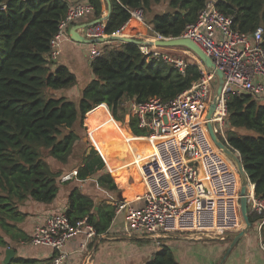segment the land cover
Returning a JSON list of instances; mask_svg holds the SVG:
<instances>
[{
	"label": "trees",
	"instance_id": "1",
	"mask_svg": "<svg viewBox=\"0 0 264 264\" xmlns=\"http://www.w3.org/2000/svg\"><path fill=\"white\" fill-rule=\"evenodd\" d=\"M77 1L94 7L93 19L103 15L105 0H0V226L8 233L9 220H21L26 215L20 205L27 200L51 204L58 199L60 184L71 181H62L66 172L54 169L51 160L63 165L71 159L78 162L75 178L96 176L100 186L118 196L119 186L126 190L125 195L132 192L139 182L128 183L129 168H112L116 182L106 165L110 167V150L101 153L92 145L86 128L90 133L91 123V134L97 131L94 138L111 130L120 133L130 160L136 154L130 149L135 137L102 110L110 109L114 121L121 124L127 115L126 99L145 101L158 96L169 100L200 77L199 65L190 55L185 73H181L173 64L143 53L137 43L113 40L100 44V57L90 60L88 54L91 76L79 95L70 94L79 84L77 73L49 54L61 20ZM207 1L111 0L105 32L109 35L121 29L131 18L128 9L143 8L154 31L180 37L197 20ZM216 6L233 15L234 27L242 32L253 34L262 27L264 47V0H216ZM228 94L226 139L240 153L256 195L264 198V101L246 91L230 89ZM130 127L137 136H148L134 116ZM100 142L104 144V140ZM57 213H66L72 222L87 216L101 234L109 229L116 208L106 199L97 204L76 186L69 192L66 210L52 214ZM262 217L257 212L250 214L252 224L260 223ZM262 235L264 238V225ZM19 237L30 238L11 235L13 240ZM0 245L11 246L1 234ZM55 256V252L43 260L16 256L10 264H53ZM146 264L182 263L172 246L162 244Z\"/></svg>",
	"mask_w": 264,
	"mask_h": 264
},
{
	"label": "built area",
	"instance_id": "2",
	"mask_svg": "<svg viewBox=\"0 0 264 264\" xmlns=\"http://www.w3.org/2000/svg\"><path fill=\"white\" fill-rule=\"evenodd\" d=\"M3 8V7H2ZM94 7L84 1L75 2L59 24V30L51 41L50 58L57 59L60 44L68 38L67 29L75 20L89 15ZM130 20L116 33L121 34L131 21L153 30L147 40L167 37L146 23L143 8L128 9ZM89 38L107 36L105 21L83 29ZM180 37L191 38L215 63L208 68L192 51L193 60L199 65L200 77L191 87L174 98L163 100L152 96L145 101L129 99L130 111L137 124L157 138L155 152L141 167V175L147 191L136 206L130 201L117 203V213L126 211L129 228L133 233L161 243L162 238L178 233H189L199 238H218L241 228L243 217L240 208V176L235 165L213 141L207 126L208 102L214 83L218 82L216 69L224 72L225 84L217 101L213 116L215 131L226 139L227 98L230 89L246 91L264 101V47L263 28L253 34L234 27L233 15L225 14L216 6V0H208L194 23L187 26ZM101 43H91L89 59L103 53ZM143 53L157 60L173 64L185 73L188 62L165 52V47L139 44ZM228 142V141H227ZM252 212L263 215L264 198L253 190L249 195ZM84 235L85 241L98 236L95 226L83 217L75 222L66 213L49 215L45 222L36 225L30 238L23 244L49 246L58 251L53 264H62L67 257L63 250L69 239ZM217 236V237H215ZM260 248L264 250V238L260 236Z\"/></svg>",
	"mask_w": 264,
	"mask_h": 264
},
{
	"label": "crops",
	"instance_id": "3",
	"mask_svg": "<svg viewBox=\"0 0 264 264\" xmlns=\"http://www.w3.org/2000/svg\"><path fill=\"white\" fill-rule=\"evenodd\" d=\"M107 10V3H104L103 15L107 14ZM93 18L94 17L89 14L75 20L74 23L67 29L68 38L63 39L60 44L61 51L56 59V62L58 64L68 65L72 71L77 73L79 79V84L70 91V94L72 95L80 94V89H82L87 79L90 78L91 71L90 61L88 59L90 44L76 42L71 39L70 29L74 25H82L91 22L94 20ZM83 29L84 28L81 29L82 33ZM145 30L146 28L143 24L135 22L131 27H127L124 30V34L128 36H134L140 40H147L150 34L146 33ZM179 48L180 47H178V49ZM182 50L185 52L184 49ZM102 111L110 116L114 124L123 127L124 132H128L130 135L135 137L134 144L130 146V149L132 152H136V154L130 158V160L127 159V152L125 149H123L124 142L120 140V133L114 130L102 133L99 135V137L94 138L92 135L96 134L97 131L91 134L92 125L89 122L91 129L89 135L93 140L94 145L101 153L105 152L106 150H110L108 163L110 164L111 168L107 165V163L106 165L108 170L113 175V169L133 167L132 170H136L141 176L139 184L128 195L124 194V188L120 186L123 190L119 187L120 196H118L117 193L108 191L100 186L96 180V176H91L85 180H79L75 178V175H77L76 164L78 162L76 163L71 159L68 164L63 165L60 162L51 160L50 162L54 166V169H61L66 172L62 178V181H71L60 184V194L58 199L51 204H43L32 200H27L22 205H20L19 209L26 213L25 217L21 220L10 219V232H0L1 236L11 244V246L7 247L0 245V264H3L5 252L8 247L15 249V257L17 256L43 260L52 257L54 252L57 256L59 252L52 247L44 245L33 246L29 244H23L22 238L24 237H19V239L13 240L11 235L22 234L24 236H31L35 226L44 223L49 215L56 211L66 210L68 206L69 192L76 186H78L82 192L91 195L96 200L97 204L106 199L108 204L115 206L116 214L109 229L104 233L98 234V236L94 239L86 242L84 235H76L72 239H69L63 249L67 253V257L64 259L62 264H146V262L150 260L159 250L162 244H168L172 246L175 251V248L179 247L180 241H185V243L190 245L194 242L203 241V244L209 249L206 255L200 254L197 257L188 253L187 250L180 252L181 259H179L180 256L177 259L182 264H232L235 260H239L237 264H264V250L260 248L259 243L260 236L263 237L262 228L259 225V221H256L252 224L250 231L233 246L229 253L228 249L231 246L235 235L243 228H240L236 232L226 233L222 236H219L217 239H211V237L199 238L190 235L189 233H178L174 236H167L160 239V244H157L155 240H152L153 242L150 241L147 244H143L145 247L142 248L140 240L136 237L145 236L138 235L131 231L126 218V211L123 210L120 213H117V203L122 201H130L136 206H140L142 204L143 201H138L137 198L142 196L147 191V186L142 178L141 169L139 166L143 165L150 155L155 152V143L157 142V139H152L149 136H137L132 134L127 127L114 121V116L112 113V115L110 114V109V112L107 109H103ZM98 115H95L93 118L97 117ZM100 140H104L106 143L101 145ZM134 145L136 147H134ZM127 175L128 183L132 184V179L134 178H132L131 175H133V172L130 170L127 172ZM135 194L137 196L131 198L133 197L132 195ZM98 209L99 207L97 205L95 207V212L96 215L99 216V214H97ZM241 227H243V221L241 222ZM129 240L132 242H138V245L132 247V244ZM241 252L243 253V258H237L238 254ZM227 253L228 256L225 258ZM224 258L225 260L223 261Z\"/></svg>",
	"mask_w": 264,
	"mask_h": 264
},
{
	"label": "water",
	"instance_id": "4",
	"mask_svg": "<svg viewBox=\"0 0 264 264\" xmlns=\"http://www.w3.org/2000/svg\"><path fill=\"white\" fill-rule=\"evenodd\" d=\"M107 3V14L102 15L101 17L94 19L91 22L82 24V25H74L70 29V36L76 42L81 43H103L113 40H121L127 42H133L137 44L147 43V44H154L161 47H169V46H185L189 48L193 53H195L200 60L210 69H215V63L200 47L199 45L193 41L191 38L187 37H175V38H168L162 40H140L134 36H128L125 34H109L104 37L99 38H89L85 34L82 33L81 29L91 26L93 24L106 21L110 12H111V0H105ZM216 74L218 76V84L216 95L213 98V101L210 103L208 110H207V126L210 131L211 137L217 147L225 154V156L235 165L239 176H240V208L241 214L245 223V227L241 229L234 237L231 246L228 249L231 251L233 246L243 237L245 236L252 227V222L250 220L251 209L249 207V195L251 194V186H253V190L255 191V184L250 181V178L245 170L243 165L240 153L232 147L225 139H223L216 131L213 121V116L217 108V101L220 98L224 84H225V77L224 72L221 69H216ZM217 239V238H214ZM16 251L12 247H8L5 252V258L3 260V264H9L13 258L15 257Z\"/></svg>",
	"mask_w": 264,
	"mask_h": 264
},
{
	"label": "rangeland",
	"instance_id": "5",
	"mask_svg": "<svg viewBox=\"0 0 264 264\" xmlns=\"http://www.w3.org/2000/svg\"><path fill=\"white\" fill-rule=\"evenodd\" d=\"M164 8H165V5L164 6H162L161 8H160V10L162 11V10H164ZM148 18H146V20H147ZM136 22V21H135ZM146 23H149V21L147 20V22ZM153 26V25H152ZM145 28H146V33H149L150 35H149V37L153 34V30H151V29H149V28H147L146 26H144ZM121 34H124V32H122ZM145 40V39H144ZM178 47H182V49H184V50H187V51H190L191 52V50L189 49V48H187V47H185V46H169V47H165L166 49H163L165 52H167V53H169V54H171L172 56H174V57H180V58H183V59H185V60H190L191 59V54L188 52H183V50L181 49V48H179L178 49ZM181 49V50H180ZM190 55V56H189ZM217 84H218V82L216 83H214V87H213V92H212V97H211V100L208 102V105H207V107L210 105V103L213 101V98L215 97V95H216V90H217ZM124 106L126 107V109H127V115H126V118H125V120L124 121H121V124L123 125V126H125V127H127L129 130H130V132L132 133V134H134V132H133V130L131 129V127H130V119H131V116H132V113H131V111L129 110L130 109V105H129V99H126L125 101H124ZM86 125V124H85ZM86 127H87V125H86ZM245 131H247L246 133H253L252 131H250V130H245ZM143 133H145V134H149L147 131H143ZM86 135H87V138H89L90 139V141L92 142V145H94V143H93V140L91 139V137H90V135H89V132H88V127L86 128ZM134 135H136V134H134ZM106 142L104 141V144H105ZM100 144H101V142H100ZM102 145V144H101ZM95 146V145H94ZM134 147H136L135 145H134ZM108 165V164H107ZM133 168V167H132ZM132 168H129L132 172H133V175H131L132 176V178H134V179H132L133 181H132V184H135V182H140V180H141V176L138 174V172L136 171V170H132ZM128 169V171H130ZM136 171V172H135ZM113 177H114V179H115V181H116V174L114 173V175H113ZM137 180V181H136ZM120 187V186H119ZM121 188V187H120ZM122 189V188H121ZM123 190V189H122ZM125 189H124V193H125ZM133 197H131V198H134V197H136L137 195L135 194V195H132ZM249 207H250V209H251V213H252V207H251V204H250V202H249ZM7 224V223H6ZM245 227V223H244V220H243V227H241V228H244ZM4 228H1V226H0V232H4L5 231V229L3 230ZM229 233V232H228ZM191 235V234H190ZM194 236V235H193ZM137 239H139L140 240V243L142 244L141 246H142V248H144L145 246L143 245V244H147V243H149L150 241L151 242H153L152 240L153 239H151V238H145V237H136ZM130 242H131V246L132 247H134V246H137L138 245V242H136V241H131V240H129ZM136 243V244H135ZM149 246V245H148ZM185 250H187L188 251V253H190L191 255H193V256H195V257H197L198 255H200V254H207V252H208V248H206V246L203 244V241H198V242H194L193 244H187V243H185V241H180V243H179V247L178 248H175V252H176V256H177V258L179 257V259H181V255H180V252H183V251H185ZM228 256V253L225 255V258ZM225 258L223 259V261L225 260ZM237 258H243V253L241 252V253H239L238 254V257ZM244 260V259H243ZM238 261L239 260H235L233 263L234 264H237L238 263ZM232 263V264H233Z\"/></svg>",
	"mask_w": 264,
	"mask_h": 264
},
{
	"label": "bare ground",
	"instance_id": "6",
	"mask_svg": "<svg viewBox=\"0 0 264 264\" xmlns=\"http://www.w3.org/2000/svg\"><path fill=\"white\" fill-rule=\"evenodd\" d=\"M108 137H110V136H108ZM152 139H154L153 137H151ZM155 139H157V138H155ZM120 156H122V155H120ZM251 190L253 191V186H251Z\"/></svg>",
	"mask_w": 264,
	"mask_h": 264
}]
</instances>
